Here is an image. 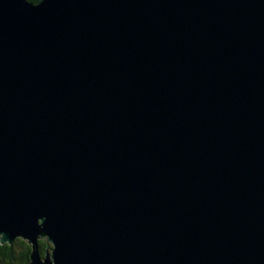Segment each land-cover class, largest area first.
Here are the masks:
<instances>
[{"label":"water","instance_id":"1","mask_svg":"<svg viewBox=\"0 0 264 264\" xmlns=\"http://www.w3.org/2000/svg\"><path fill=\"white\" fill-rule=\"evenodd\" d=\"M16 239L29 264H264V0H0Z\"/></svg>","mask_w":264,"mask_h":264},{"label":"trees","instance_id":"2","mask_svg":"<svg viewBox=\"0 0 264 264\" xmlns=\"http://www.w3.org/2000/svg\"><path fill=\"white\" fill-rule=\"evenodd\" d=\"M40 1L41 0H28V2L32 4H37ZM38 245L39 253L42 258L44 256L46 257V255L51 252L52 245L48 243L46 239H40ZM31 253V245L23 239H16L12 245L0 244V264H29Z\"/></svg>","mask_w":264,"mask_h":264},{"label":"bare ground","instance_id":"3","mask_svg":"<svg viewBox=\"0 0 264 264\" xmlns=\"http://www.w3.org/2000/svg\"><path fill=\"white\" fill-rule=\"evenodd\" d=\"M52 247H53V246H52ZM48 252H49V251H48ZM44 257H45V256H44ZM44 257H43V258H44Z\"/></svg>","mask_w":264,"mask_h":264}]
</instances>
